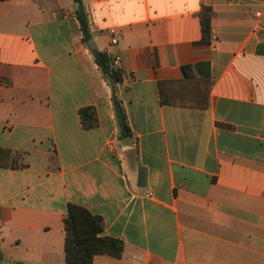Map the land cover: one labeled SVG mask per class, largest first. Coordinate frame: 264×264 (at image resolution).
<instances>
[{
	"label": "crops",
	"instance_id": "crops-1",
	"mask_svg": "<svg viewBox=\"0 0 264 264\" xmlns=\"http://www.w3.org/2000/svg\"><path fill=\"white\" fill-rule=\"evenodd\" d=\"M81 3L95 49L120 57L133 145L79 2L0 0V264H66L69 204L125 243L95 264H264V0ZM202 6L213 8L208 41ZM199 62L209 97L200 68L183 74ZM161 86L207 105L163 103Z\"/></svg>",
	"mask_w": 264,
	"mask_h": 264
},
{
	"label": "trees",
	"instance_id": "trees-1",
	"mask_svg": "<svg viewBox=\"0 0 264 264\" xmlns=\"http://www.w3.org/2000/svg\"><path fill=\"white\" fill-rule=\"evenodd\" d=\"M76 1L79 2L76 14L83 33V41L85 44H88L92 38L88 17L82 6L81 0ZM212 14L213 8L210 6H202L199 13L202 39L205 41L211 38ZM91 52L104 76L107 77V75L110 74L114 80V84H111L113 90L112 101L117 116L120 137H132V131L128 123L124 106L117 94V84L123 79L122 70L112 65V58L106 52L98 49H93ZM259 52H264V45L259 46ZM195 67L200 68L202 71V78L207 86L206 97H209L211 86L210 73L208 70H204L205 67H208L207 63L199 62L194 66H183V74L185 78L190 77L191 70ZM195 92H199L198 89L191 92L192 97ZM161 96L162 102L167 104L200 105L203 107L207 105V103L199 104L195 102L194 98L192 101L188 99V101H183V103L176 102L172 99L171 95L164 91L162 86ZM199 98L203 99L202 94L198 95L197 99ZM79 113L83 128L91 129L97 126L98 116L93 106L83 107L80 109ZM9 154V150L0 148V165L5 164L4 160ZM63 222L65 231L64 255L66 264H95V256L97 255H109L114 258L122 257L125 250L124 241L105 234L104 223L101 216L93 215L87 209L79 205L69 204L68 212L64 216Z\"/></svg>",
	"mask_w": 264,
	"mask_h": 264
},
{
	"label": "water",
	"instance_id": "water-1",
	"mask_svg": "<svg viewBox=\"0 0 264 264\" xmlns=\"http://www.w3.org/2000/svg\"><path fill=\"white\" fill-rule=\"evenodd\" d=\"M88 46L89 48H91L92 50L95 49V43L93 42V40H90L88 42ZM107 79L109 80V82L113 85L114 84V80L112 78V76L110 74L107 75ZM122 144H124L125 146H132L133 145V138H124L121 140Z\"/></svg>",
	"mask_w": 264,
	"mask_h": 264
},
{
	"label": "built area",
	"instance_id": "built-area-1",
	"mask_svg": "<svg viewBox=\"0 0 264 264\" xmlns=\"http://www.w3.org/2000/svg\"><path fill=\"white\" fill-rule=\"evenodd\" d=\"M112 42L113 43H116L117 42V39L116 38H113L112 39ZM112 65L116 68H118V66L120 65V57L119 56H115L113 59H112ZM147 196L151 197L153 196V192L152 191H149Z\"/></svg>",
	"mask_w": 264,
	"mask_h": 264
}]
</instances>
